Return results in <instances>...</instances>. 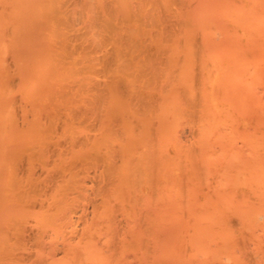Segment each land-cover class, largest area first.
<instances>
[{
  "label": "bare ground",
  "instance_id": "6f19581e",
  "mask_svg": "<svg viewBox=\"0 0 264 264\" xmlns=\"http://www.w3.org/2000/svg\"><path fill=\"white\" fill-rule=\"evenodd\" d=\"M32 263L264 264V0H0V264Z\"/></svg>",
  "mask_w": 264,
  "mask_h": 264
},
{
  "label": "rangeland",
  "instance_id": "374dc122",
  "mask_svg": "<svg viewBox=\"0 0 264 264\" xmlns=\"http://www.w3.org/2000/svg\"><path fill=\"white\" fill-rule=\"evenodd\" d=\"M38 168H39V167H38ZM82 168H83V167H82ZM79 170L82 171L83 169L79 168ZM39 171H40V169H39ZM90 174H91V173H90ZM87 178H88V176H87ZM87 185H88V187H87L88 190L92 188V187L90 186L91 183H88ZM87 194H88V191H87ZM82 201H83V200H82ZM82 201L79 202L80 204L78 203L77 207H80V206H81L80 208H82L83 210H85V209H87L86 207L89 205V203H88V201H87V199H86L85 201H86V203H88V204H86V205H87V206H86L85 203H83ZM85 201H84V202H85ZM84 205H85L86 207H84ZM77 207H76L75 209H77L78 213H80V212L83 211V210H81L80 208L78 209ZM79 210H81V211L79 212ZM74 214H75V213H74ZM73 217L76 219V223H79V219H77L74 215H73ZM74 222H75V221H74ZM29 223H31V222H29ZM76 223H74V224L76 225ZM27 224H28V223H27ZM31 225H32V224H31ZM31 225L29 224V226H31ZM34 225H35V224H34ZM29 226H28V227H29ZM31 228H34V227L31 226ZM28 229H29V228H28ZM68 235H69V233L67 234V236H68ZM31 249H32V251L34 250L33 247L30 248L29 250L31 251ZM29 250H28V251H29ZM30 260H32V262H33V258H31ZM30 262H31V261H30ZM32 264H33V263H32Z\"/></svg>",
  "mask_w": 264,
  "mask_h": 264
}]
</instances>
